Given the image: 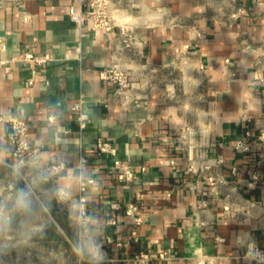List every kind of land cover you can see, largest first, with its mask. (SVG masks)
Wrapping results in <instances>:
<instances>
[{
	"label": "crops",
	"instance_id": "0c3cea01",
	"mask_svg": "<svg viewBox=\"0 0 264 264\" xmlns=\"http://www.w3.org/2000/svg\"><path fill=\"white\" fill-rule=\"evenodd\" d=\"M69 6L70 0H25L21 6L0 9V38L6 43L0 57L10 60L7 69L0 65V113L14 111L30 122V137L45 145L41 163L65 161L69 168L63 171L61 184L75 192L79 154H87L84 176L95 179L86 193L87 207L106 257L124 258L150 249L169 256L151 264H195L198 254L214 264H264L243 256L250 238L264 246V159L261 152L235 148L243 138L255 142L264 130V83L255 78L256 72L264 78V69L257 66L264 61V0H145L135 12L143 16V54L148 61L169 63L176 45L191 43L200 52L211 75V141L223 143L226 176L255 203L251 214L241 216L211 205L198 207L205 185L181 172L179 151L164 139L165 133L174 135L184 125L185 107L172 104L161 89L127 107L103 103L113 85L99 71L110 64L113 32L81 36L69 18ZM164 8L195 22L196 37L192 40L188 28L168 23ZM23 11L31 15L28 21L21 20ZM26 50L38 56L48 52L53 59L44 65L20 60ZM32 77L34 85L29 86ZM81 96L88 125L80 134L71 106ZM244 108L252 117L250 123L239 118ZM50 114L54 122L49 121ZM249 128L253 135L246 138ZM100 135L113 141L122 161L138 171L133 183L116 181L111 158L88 149ZM12 161L1 123L0 183L6 184ZM142 165L147 166L145 173L139 171ZM138 191L146 220L138 236L131 237V217L110 203L118 200L126 205ZM111 218L116 224L107 223ZM19 224L11 221L9 228ZM108 236L122 244L107 241Z\"/></svg>",
	"mask_w": 264,
	"mask_h": 264
},
{
	"label": "built area",
	"instance_id": "2783aa9c",
	"mask_svg": "<svg viewBox=\"0 0 264 264\" xmlns=\"http://www.w3.org/2000/svg\"><path fill=\"white\" fill-rule=\"evenodd\" d=\"M144 1L70 0L68 15L75 23L81 36L103 31L113 32L110 64L107 68L99 71V76L113 85V92L103 100V103L108 105L114 101L127 107L139 99H149L153 90L161 89L163 95L172 104L180 108L185 107L184 125L178 128L174 135L165 133L164 139L173 143V148L179 151L183 161L181 172L185 176H194L200 179L205 185L197 201L198 207L204 208L211 205L238 216L251 214L255 203L246 197L224 172L227 159L220 150L223 143L215 144L211 141L212 115L208 103L211 75L202 61L200 52L192 49L191 43L182 46L176 45L173 47L174 56L169 63L158 64L148 61L143 54V16L135 13ZM24 2L25 0H0V9L13 5L21 6ZM164 10L168 23L173 26L188 28L191 39L196 37L198 30L195 22L189 23L184 16L171 15L166 8ZM30 18V14L22 12V21H28ZM5 50L6 43L0 38V51ZM19 59L44 65L53 57L48 52L38 56L31 50H26ZM9 61L7 58L0 57V65L6 66V69ZM226 62H230V60L226 59ZM178 65L186 66V69L181 74H174L173 71ZM257 66L264 69V61L258 62ZM165 71L169 73L168 78L162 77ZM255 78L264 83V78L258 72L255 73ZM177 84L183 85V88H177ZM28 85H34L33 77L28 80ZM190 89L195 94L188 99H182L181 94H187ZM84 105L85 99L81 96L71 106V113L79 124L80 134L88 125V114ZM239 118L243 123L252 121V117L246 108L241 110ZM54 120L55 116L50 114L49 121L54 122ZM1 123L5 126L7 146L13 157V161L9 163L10 167L16 169L24 179L37 177L38 179L49 180L54 187H57L58 197L63 202L71 204L74 209V219L78 221L80 234L87 236L92 244L98 242L96 248L99 260L151 264L169 258L166 252H155L150 249L128 254L124 258H107L103 252L102 239L92 228L93 214L87 207L86 193L89 186L95 183L94 178L84 176L89 161L87 154L84 151L79 154L77 164L79 175L76 179L77 192H75L61 184V180L64 178L63 171L69 168L65 161L51 164L41 163L40 154L45 145L43 142L30 137L31 125L28 120L17 112L9 111L0 113ZM252 135V130L247 129L245 137L251 138ZM235 148L243 152H250L251 150L261 152L264 159V130L256 135L255 142L248 143L243 138L236 143ZM88 149L102 157L111 158V174L116 181L128 185L137 179L138 171L122 161L117 146L110 139L100 135ZM169 161L174 162L176 159ZM139 171L145 173L147 166L142 165ZM232 172L236 174V169L233 168ZM141 199L142 193L138 191L135 199L128 201L126 205L118 200H112L110 203L112 209L120 210L123 214L131 217V237L138 236L139 229L146 220V215L141 213ZM107 223L116 224V220L111 218ZM106 240L117 245L122 244V242H116L111 236H108ZM124 244L128 245L129 240ZM243 256L251 261H264V246L256 239L250 238L243 247ZM195 264H214V262L207 255L198 254L195 258Z\"/></svg>",
	"mask_w": 264,
	"mask_h": 264
},
{
	"label": "rangeland",
	"instance_id": "374dc122",
	"mask_svg": "<svg viewBox=\"0 0 264 264\" xmlns=\"http://www.w3.org/2000/svg\"><path fill=\"white\" fill-rule=\"evenodd\" d=\"M184 69L178 65L173 72L181 74ZM162 77L168 78V71ZM191 90L181 94L182 99L193 96ZM7 173L6 184L0 183V264H112L90 253L89 247L96 248L98 242L92 244L80 234L73 207L58 197L51 181L24 179L12 167ZM14 220L20 224L9 228Z\"/></svg>",
	"mask_w": 264,
	"mask_h": 264
},
{
	"label": "clouds",
	"instance_id": "9594fccd",
	"mask_svg": "<svg viewBox=\"0 0 264 264\" xmlns=\"http://www.w3.org/2000/svg\"><path fill=\"white\" fill-rule=\"evenodd\" d=\"M21 203L22 204H24V201H23V194H22V196H21ZM24 206H26V204H24ZM76 251L78 252V253H82V249L80 248V247H78L77 249H76ZM89 251H90V253L93 255V256H96V255H98V250L96 249V248H94V247H89Z\"/></svg>",
	"mask_w": 264,
	"mask_h": 264
},
{
	"label": "bare ground",
	"instance_id": "6f19581e",
	"mask_svg": "<svg viewBox=\"0 0 264 264\" xmlns=\"http://www.w3.org/2000/svg\"><path fill=\"white\" fill-rule=\"evenodd\" d=\"M164 11V10H163ZM164 22V21H163Z\"/></svg>",
	"mask_w": 264,
	"mask_h": 264
}]
</instances>
